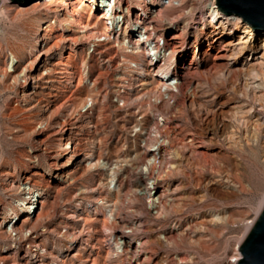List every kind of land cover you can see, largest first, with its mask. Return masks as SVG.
Segmentation results:
<instances>
[{"label": "rangeland", "instance_id": "374dc122", "mask_svg": "<svg viewBox=\"0 0 264 264\" xmlns=\"http://www.w3.org/2000/svg\"><path fill=\"white\" fill-rule=\"evenodd\" d=\"M36 2L38 0L21 6L8 1V8L0 9V67L6 60L7 73L15 64L10 52L17 53L21 63L29 61L27 57L35 55L33 45L38 39L37 29L45 25V15L49 16L46 17L49 21L52 18L48 10L52 7L41 11L37 6L35 13H31L32 7L36 6L31 5ZM205 9L197 5L189 14L164 10L162 13L170 16L176 12L180 14V18L176 17L175 23H170L173 25L165 29L164 38L180 32V47L173 50L172 56L177 58L178 66L191 63L194 68L193 75L186 78L184 85L203 83L210 91L208 99H212V105H223V112L229 113L233 103L249 102L232 92L229 82L220 81L215 74L207 72L212 63L210 57L218 45L208 51L210 39L206 37L205 30H200L207 21L203 14L207 11ZM65 12L66 8L62 16ZM60 17L53 20L49 31L42 32L55 36L52 42L58 38H74L79 30V27H74L62 34L60 29L64 22ZM97 17L98 12H94L90 25ZM100 29V24L96 23V30ZM82 42L57 43L52 50L51 62L62 61L67 67L77 68L69 86L70 90L74 89L73 86L76 88L62 107L50 113L44 121L48 125L45 128L49 130L50 125L60 122L64 115L72 114L84 103L85 109L89 108L86 101H91L102 114L96 136L99 138L98 152L102 158H111L116 152L117 136L129 147L128 141L124 142V130L117 121L125 105L113 95L115 88L111 78L138 76L142 65L139 58L130 56L126 60L137 61L138 71L128 75L119 66L114 72H102L87 58L93 63L96 75L90 68H82L80 73L85 76L81 80L79 77L78 82L80 62L86 51ZM192 45H198L194 61H191ZM94 75L93 90H86L90 87L89 79ZM141 78L149 80L150 77ZM152 78L154 83L157 79ZM24 84V79L13 83L8 79L0 80V221L5 213V230L19 225L26 215L19 205L25 207L32 203V211L35 209L36 212L39 208L35 201L40 196L34 195L30 202L24 198L23 204L18 202L21 201L20 195L10 187L11 182L34 175L47 194L39 217L34 220L32 215V222L21 226L24 232L32 227L35 234L31 239L14 240V233L11 236L0 234V264H126L121 250H115L113 246L118 233L141 242L143 250L153 254V263L162 260L164 264H232L231 260L248 231V223L254 218L264 195V128H258L254 133H244L237 128L233 138L227 139L229 130L223 129L219 116L204 118L203 113L190 110L180 95L175 99L176 110L167 104L153 108L160 110L157 115L161 114L165 119L177 118L195 134L189 148L168 146L164 164L155 171L161 174V184L153 190L157 194L166 189L165 203L159 211L153 212L148 209L145 199L133 191L136 181L145 177L146 170L141 174L129 170L107 189L99 181V170L77 168L81 153L75 151V158L70 154L63 155V148L55 147L52 138L47 137L48 132L43 131L45 128L38 125L36 117L44 104L26 110L28 106L23 105L21 97ZM110 96L116 103L110 102ZM261 118L264 121V113ZM158 120L162 122L161 117ZM41 132L43 134H39ZM69 171H72L69 179L62 182L64 174ZM2 174L8 175L7 180ZM112 203L113 206H107ZM77 216L82 217L83 222L76 223ZM71 228L80 234L71 237ZM36 247L39 254L35 252Z\"/></svg>", "mask_w": 264, "mask_h": 264}, {"label": "bare ground", "instance_id": "6f19581e", "mask_svg": "<svg viewBox=\"0 0 264 264\" xmlns=\"http://www.w3.org/2000/svg\"><path fill=\"white\" fill-rule=\"evenodd\" d=\"M41 1L38 0V2L31 5H36L30 10L31 13H35L37 6L38 8L41 7V11H47L49 7H52L48 9L52 18L49 21V19L47 20L49 16L44 14L46 23L37 29L38 39L33 45L35 55L33 57L28 56L27 60L29 61L21 63L17 53L10 52L11 59L15 60L10 73H7L6 60L3 62V66L0 67V80L8 79L13 83L24 79L25 84L21 97L23 105L28 106L26 110L41 107V104H44L36 117L40 127H48L44 121L51 112L56 111L66 103L76 88V86H73L74 89L70 90L69 86L74 70L77 68L67 67V64L62 61H50L52 50L56 48L57 43L66 41L76 43L89 39L88 42H82V44L88 45V50L84 59L80 62L78 82L79 77L80 80L82 77L80 73L82 68L88 67L95 72L93 63L87 58L91 59L102 72H114L117 67L121 66L119 69H124L128 75L131 72L138 71L139 68L137 61H127L126 59L131 56L132 58H139L141 61L142 68L141 72L137 73L138 76H132L130 79L122 75V77L113 76L111 78L115 88L113 95L118 99V102L125 105L120 110V116L116 120L119 121L122 131L124 130L122 132L124 133V142L127 140L129 147H126L127 145L122 143L123 140L120 141L117 136V139H115V154L113 153L111 158L101 157L98 152L99 138H96V136L102 114L93 107L91 101H86L87 106H90L89 108L85 109L86 103H84L72 114L67 113V115H64L63 120L60 122H54L50 125L49 130L46 128L43 130L48 132L47 137L52 138L55 147L63 148V155L70 154L75 158V151H79L81 159L78 161L77 168L99 170V181L107 189L118 182L121 174H126L129 170L139 174L146 170L145 177L136 181L133 191L137 196L145 199L148 209L153 212L159 211L164 205L166 189L160 190L157 194L153 191L161 184V174L155 171L164 164L168 154V146L175 145L181 148H189L194 141L195 134L177 118L165 119L163 115H157L160 110L154 109L167 104L170 109L176 110L177 102L175 99L179 95L185 98V103H187L190 110L196 111L198 114L203 113L204 118L211 115L219 116L223 129L229 130L228 134L230 136L227 139L233 138V135H235L234 129L237 128L244 130V133H254L258 128H264V121L261 118V114L264 113V32L250 36L245 23L241 22L239 17L232 15L219 17L216 0H153L154 6L148 4L146 0H125L128 17L130 13H133L136 19L135 25L138 28V33L134 37H130L129 28L124 18L123 25H121L122 22L114 23L115 19H119L118 16L114 17L102 13L95 19V23L90 25L89 22L94 15L92 9L96 0H69L68 2L65 0H43V3ZM107 3L109 4V1ZM115 4L116 0H111L110 7L105 8V10L107 12L114 10ZM197 5L207 10L205 13L203 12L207 16V21L200 30H205L206 37L210 39L208 51H211L214 45H218L210 57L212 63L208 66L207 72H212L213 76L215 74L220 81L229 82L230 90L249 102L248 104L233 103L229 107V113L223 112L221 109L223 105L219 107L212 105V99H208L211 97L210 91L204 87L203 83L196 82L195 84L184 85L186 78L193 75L194 68L191 63L178 66L177 58L172 56L173 50L180 47V32L176 31L168 38H164V27L167 24L175 23L174 20L180 14H189ZM2 8H8V0H0V9ZM65 8L67 12L62 16ZM172 9L174 10L172 12L178 10L180 14L178 15L176 12V15L171 14L170 16L162 13L164 10L170 11ZM60 16L62 22H64V27L60 29L62 34L71 31L74 27H79V30L76 31L74 38H58L52 42V38L55 36L42 34V32L49 31L50 25L54 23L53 20ZM103 18H107V22L110 21L113 26L109 27V23L101 20ZM96 23L100 24V30H96ZM162 41L166 42L165 45L161 44ZM150 46H152L151 49ZM193 48L191 61H194L198 54V45H194ZM119 53L121 54L119 55ZM158 57H161V61L156 63L154 59L156 60ZM129 65H133L135 68L128 69L132 68ZM95 75L92 79H89L90 87H84L86 90H93L94 81L92 80ZM142 76L150 78L149 80L144 78V80L141 78ZM152 77L155 80L157 79L154 83ZM233 80H235V83L232 82ZM115 98L109 97L112 104L116 103ZM164 98L166 99L163 100ZM83 99H86V97ZM58 101L61 102L57 104ZM169 101L172 103H169ZM121 103H118V105H122ZM159 117L162 119L161 123L158 120ZM42 132L39 134H43ZM88 143H91L90 146H88ZM67 163L70 164L71 161ZM71 173L72 171H69L64 174L62 182L68 180ZM6 175H3L4 180H7ZM34 177L36 176H27L21 181H14L9 184L20 195L21 201L18 202L21 204H23L24 198L30 202L34 195L40 196L35 201L39 205L37 212L35 209L32 211V203H27L25 207L19 205L20 210L25 211L26 215L22 217L19 225H12L8 231L3 227L5 222L4 213L1 218L2 221H0V234L5 233L11 236L14 233V240L20 238L24 240L31 239V236L35 234L31 230L32 227L25 232L21 230V226L32 222V215L34 220L38 218L39 212L44 207L43 200L47 194L46 189L40 187ZM113 204L107 206H113ZM263 205L264 195L254 218L248 223L246 230L249 231ZM10 221L11 219L8 223ZM75 222H83V218L77 216ZM70 230L72 232L70 233L71 237L74 234L76 236L80 234L79 231H74L73 228ZM142 245L138 240L127 238L122 233H118L113 239L115 250H121L122 256L124 255L127 260L126 264L153 263V254L143 250ZM33 246H36V244ZM35 252L39 254L37 247ZM1 259L2 257H0V262H2ZM239 259L240 254L238 252L231 260L232 264H236ZM153 264L164 263L162 260H157Z\"/></svg>", "mask_w": 264, "mask_h": 264}, {"label": "water", "instance_id": "95a60500", "mask_svg": "<svg viewBox=\"0 0 264 264\" xmlns=\"http://www.w3.org/2000/svg\"><path fill=\"white\" fill-rule=\"evenodd\" d=\"M26 6L35 0H8ZM219 17H239L250 36L264 32V0H216ZM236 264H264V205L238 247Z\"/></svg>", "mask_w": 264, "mask_h": 264}, {"label": "built area", "instance_id": "2783aa9c", "mask_svg": "<svg viewBox=\"0 0 264 264\" xmlns=\"http://www.w3.org/2000/svg\"><path fill=\"white\" fill-rule=\"evenodd\" d=\"M109 1V4L107 3ZM160 1H163V0H160ZM146 2L150 5H153L154 6V1L153 0H146ZM110 3H111V0H96L95 4L93 5V10L94 12H98V16L101 15L102 13H106L108 15H112L114 17L118 16L119 19H115V22L114 23H117V22H122L121 25H123V18L125 20V22L127 23V26L129 28V34H130V37H134L137 35L138 33V28L137 26L135 25V22H136V19L134 18V14L133 13H130V16L128 17V13H127V9H126V4H125V0H116V4H115V8L114 10H109L108 12L105 10V8H109L110 6ZM112 7H113V4H112ZM107 18H103L101 19L102 21L106 22V23H109L108 26L109 27H112L113 24L109 21L107 22L106 20ZM115 25V24H114ZM173 24H168L164 27V34H165V29L167 27H170L172 26ZM175 25V24H174ZM166 37H169V36H166ZM103 40V39H102ZM165 41H162L161 44L162 45H165ZM85 45V44H84ZM152 48V46H150V49ZM84 49V48H83ZM88 50V45H86V51L85 53L87 52ZM85 57V55H84ZM154 59V58H153ZM154 61L156 63H159L161 61V57H158L156 58V60L154 59ZM178 64V62H177ZM132 68L130 69H134L135 67L133 65H131ZM83 70V69H82ZM81 70V71H82ZM161 74V73H160ZM85 76V75H83ZM82 76V77H83ZM84 78V77H83Z\"/></svg>", "mask_w": 264, "mask_h": 264}]
</instances>
